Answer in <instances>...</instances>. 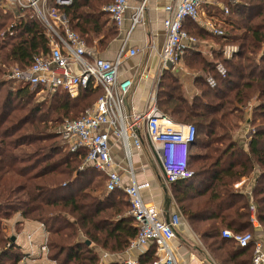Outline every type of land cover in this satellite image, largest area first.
Segmentation results:
<instances>
[{
	"label": "trees",
	"instance_id": "obj_1",
	"mask_svg": "<svg viewBox=\"0 0 264 264\" xmlns=\"http://www.w3.org/2000/svg\"><path fill=\"white\" fill-rule=\"evenodd\" d=\"M111 1L74 0L67 7L72 28L89 45L94 37L111 42L117 36L116 24L103 9ZM223 1L229 7L223 35L191 19L184 28L197 39L239 46L224 61L226 74L202 55L196 42L181 58L193 70L211 72L216 85L200 77L201 90L191 100L172 68L165 69L157 106L175 122L196 127L188 160L193 176L171 183L187 221L219 264H251L255 243L242 247L222 232L255 233L249 197L234 184L256 174L252 200L264 234V0ZM27 12L15 20L12 11L0 9V64L26 69L35 55L49 51L45 25L32 10ZM2 87L7 88L0 94V264H17L22 256L3 228V221L16 213L44 225L48 255L58 264H100L98 249L110 254L127 250L139 231L127 196L120 189L107 191L106 174L85 163L87 150H64L59 129L51 126L60 124L61 117H79L102 91L83 89L75 98L60 91L35 102L38 89L26 83L4 78ZM255 97L248 114L245 107ZM248 123L252 132L243 143L238 133ZM16 227L19 231L20 224ZM155 253L151 244L139 264H153Z\"/></svg>",
	"mask_w": 264,
	"mask_h": 264
},
{
	"label": "built area",
	"instance_id": "obj_2",
	"mask_svg": "<svg viewBox=\"0 0 264 264\" xmlns=\"http://www.w3.org/2000/svg\"><path fill=\"white\" fill-rule=\"evenodd\" d=\"M74 0H0V9L13 11L16 19L25 16V10H32L33 16L42 21L47 29L49 51L34 56L32 65L26 69L18 66L7 72V77L28 84L38 92L53 95L66 91L71 97H78L81 90L91 88L102 93L91 107L81 116L65 119L59 129L63 142L71 151L80 148L87 150L86 162L107 176L106 189L122 190L130 203L129 214L138 226L137 236L131 240L130 248L147 249L156 245L158 259L153 264H177L169 241L176 236V227L184 221L183 214L175 212L169 220L160 217L158 209L147 205L142 198L141 189L149 184H137L132 165L135 151H141L144 144L150 150L151 158L160 160V176L165 185L179 179H189L193 171L188 166L189 148L196 137V127L192 123L175 122L157 106V76L162 70L172 68L182 57L184 51L197 42V37L184 28V21L191 19L199 22L201 7L211 0H171L163 9L167 16L163 20L165 40L158 52L156 70L141 74L142 78L152 79L145 108L135 111L130 106V94L134 80L120 78V67L129 57H134L138 49H121L115 59L104 58L97 54L98 45H89L86 39L72 28L67 7ZM149 0L131 5L129 0H112L103 7L110 19L120 29L127 11L132 10V26L140 24L147 10ZM226 14L228 7H223ZM207 28L217 35L224 31L212 23ZM217 70L223 76L226 69L222 64ZM211 86L216 85L213 77L207 78ZM121 140L124 158L129 164L127 171L132 183L123 184L124 171L112 155L111 136ZM256 174L251 177V185L246 188L244 181L234 184L243 189L249 197L250 216L255 228L261 227L257 217V207L252 200V190ZM222 235L235 240L240 246L255 243L251 264H264V239L256 238L251 232L234 233L224 230ZM45 251L47 245L43 246Z\"/></svg>",
	"mask_w": 264,
	"mask_h": 264
},
{
	"label": "crops",
	"instance_id": "obj_3",
	"mask_svg": "<svg viewBox=\"0 0 264 264\" xmlns=\"http://www.w3.org/2000/svg\"><path fill=\"white\" fill-rule=\"evenodd\" d=\"M211 1V3H206L201 7L200 20L197 22L206 29H208V23H213L210 19H214L216 22H220L221 20L223 24L222 19L226 17L223 5L228 7L223 0ZM232 1L239 2V0ZM169 2L171 0H149L143 21L135 27L132 26L130 18L132 10L129 9L122 27L120 29L117 28L118 34L110 42L109 46L102 49L98 44L97 54L108 59H115L121 49L126 51L131 47H135L139 50L136 56L127 58L120 67L121 79L132 78L134 80L129 99L130 106L135 111L143 110L147 102L152 79L142 78L141 74L143 70L148 71L149 69L150 71L152 70L151 72L155 71L158 65V52H160L165 40L163 20L167 16V13L163 7ZM130 3L131 5L136 4L131 1ZM27 11L29 10L23 12L25 16L28 13ZM13 13L16 20V13ZM222 24L219 25L221 26ZM101 39V36L96 37L91 45H96ZM241 134L243 133L241 132ZM239 137L240 132L238 133ZM239 139L243 143L245 142L243 141V135ZM111 144L112 155L115 161L120 165V170H125L123 184L132 183V176L127 171L129 164L124 158L121 140L116 135H112ZM132 165L135 182L137 184L146 182L149 184L148 187L141 189L143 201L147 205L155 206L159 211L160 217L164 220H169L178 211L183 214L175 197L172 196L169 186L165 185L162 181L160 171L157 173L146 143L141 151L134 152ZM251 177L243 179L245 188L252 184ZM183 216L185 215L183 214ZM17 224H20L19 231L16 229ZM4 229L8 232V236H15V242L22 253L17 264H58L49 257L48 250L45 251L43 249V246L47 245L48 233L41 222L25 219L18 213L6 222ZM175 231L176 236L169 241L168 245L177 264H219L212 258L211 252L206 246H203L200 237L194 234L187 223L182 221ZM254 235L256 238L264 239L262 227L255 228ZM148 249L129 247L124 252L118 254H110L103 250H98L99 253L103 252L101 254V264L113 261H118L122 264H139V257ZM155 256L158 259L157 253H155Z\"/></svg>",
	"mask_w": 264,
	"mask_h": 264
},
{
	"label": "rangeland",
	"instance_id": "obj_4",
	"mask_svg": "<svg viewBox=\"0 0 264 264\" xmlns=\"http://www.w3.org/2000/svg\"><path fill=\"white\" fill-rule=\"evenodd\" d=\"M129 1H131V2H133V3H136V4H138V3H140L142 0H129ZM223 7H225L224 5H223ZM223 11H224V9H223ZM225 15H226V13H225ZM106 17L108 18L109 17V15H108V13H106ZM109 19H110V17H109ZM13 20V18L11 17V20L10 21H12ZM213 23H214V25L216 26V27H218V28H221L222 30H224L225 28H224V26H223V24H222V22H221V20H220V22H216V20H212V19H210ZM8 21H9V19H8ZM9 21V22H10ZM222 21H223V19H222ZM212 23V24H213ZM222 24L221 26L219 25V24ZM9 24V23H8ZM209 31H210V29H209ZM225 31V30H224ZM212 32V31H211ZM213 33V32H212ZM213 34H215V33H213ZM215 35H217V34H215ZM96 37H94V39H95ZM93 39V40H94ZM103 38L101 39V43L99 42V43H97V45L99 44L100 45V48H102V49H105V48H107L108 46H109V44H110V41L109 40H111V39H108L107 41H105V42H103ZM3 41V39H2V37H0V42H2ZM197 47L199 48V50H201L202 51V55L203 56H205L206 58H208V59H210V61H212V63H215L216 64V67H217V65H219V64H222L223 66H224V68L226 69V67H225V65H224V61L225 60H228V59H230V58H232V56L238 51V49H239V46L237 45V44H234V43H226V44H224V45H220L219 43H217V42H215V41H209V42H207V41H205L204 39H197ZM214 51H216V52H218V54H220V57L219 58H216L215 57V55H214ZM215 59H217V60H215ZM215 60V61H214ZM17 65L15 64V63H10V64H0V69H1V73H0V79H7L8 77H7V72L8 71H11L13 68H15ZM149 70V69H148ZM152 71V70H151ZM171 71V73H173V74H175L176 76H178V78H179V80H180V82L184 85V90L186 91V93L189 95V97H190V99L192 100V97H194L196 94H198L199 92H200V88H198V81H197V79H199L200 77L201 78H203V77H205L206 79L207 78H210V77H213L212 76V74H211V72H208L207 71V69L206 70H193V69H191L190 67H188V65H187V61L185 60V59H183V58H180L179 60H178V62L172 67V69L170 70ZM154 72V71H153ZM153 72H151V73H153ZM165 74V70H162V72H160L159 73V77L157 76V81H158V87L156 86V88H157V91H158V88H159V82H160V80H161V78L163 77V75ZM221 74V73H220ZM222 75V74H221ZM214 78V77H213ZM215 79V78H214ZM198 84V85H197ZM6 88L7 87H2L1 88V90H0V94L1 95H4V94H6ZM157 93V92H156ZM46 92L45 93H41V92H38V91H36L35 92V95H34V97H33V100L35 101V102H42V101H44V99H45V97H46ZM156 98H157V94H156ZM255 102H256V97L255 98H253L252 100H251V102H250V104L247 106V107H245V108H247V113L248 114H250V108H251V106L252 105H254L255 104ZM86 110V109H85ZM84 110V111H85ZM83 111V112H84ZM82 114V113H81ZM81 114H79V116H81ZM249 116V118H248V120L250 121L251 120V118H250V115H248ZM76 117H78V116H75V117H73V116H65V117H61L59 120H60V124H58V123H56V124H53V125H51L52 127H57V130L58 129H60L61 127H62V121L64 120V119H68V118H76ZM56 118V117H55ZM52 120H54V119H52ZM251 122V121H250ZM250 126H251V123L249 124H245V127H244V129H242V130H240V137L243 135V137H244V139H243V141H245V143H247L248 142V140H249V137H250V133L252 132V130H251V128H250ZM241 132L243 133V134H241ZM239 137V138H240ZM62 138V137H61ZM62 142H63V140H62ZM63 144H65L64 142H63ZM64 150H70V147L68 146V145H66L65 144V146H64ZM85 163H86V165H89V163L88 162H86V160H85ZM152 163H153V165H154V167H155V169H156V171H157V173L160 171L159 169H160V160L158 159V158H153V160H152ZM129 166V165H128ZM97 169V168H96ZM98 170V169H97ZM169 189H170V191H171V193H172V196H174V194H173V191H172V188H171V185H169ZM179 205V204H178ZM16 214H18V213H16ZM15 214V215H16ZM14 215V216H15ZM11 218H13V217H11ZM11 218H9V219H11ZM9 219H5L4 221H3V228H5V224H6V222L9 220ZM184 222L185 223H187L189 226H190V228L192 229V231L194 232V234H197L196 232H195V230L191 227V225L189 224V222L187 221V219H186V217L184 216ZM16 229H17V227H16ZM5 230V229H4ZM5 233L8 235V232L5 230ZM253 234H254V232H253ZM200 240H201V238H200ZM201 242H202V244H203V246H205V244H204V242L201 240ZM103 252H100V254H102ZM211 256H212V258L214 259V257H213V255L211 254ZM215 260V259H214ZM113 262H115V261H113ZM101 264V263H100Z\"/></svg>",
	"mask_w": 264,
	"mask_h": 264
},
{
	"label": "water",
	"instance_id": "obj_5",
	"mask_svg": "<svg viewBox=\"0 0 264 264\" xmlns=\"http://www.w3.org/2000/svg\"><path fill=\"white\" fill-rule=\"evenodd\" d=\"M10 239H11L12 241H15L16 238H15V236L13 235V236L10 237ZM88 243L90 244L91 242L88 241Z\"/></svg>",
	"mask_w": 264,
	"mask_h": 264
}]
</instances>
